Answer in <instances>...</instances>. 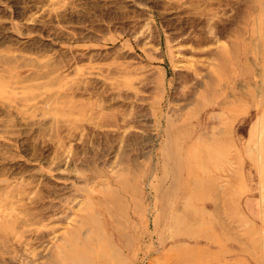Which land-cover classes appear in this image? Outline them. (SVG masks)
<instances>
[{"label":"rangeland","instance_id":"1","mask_svg":"<svg viewBox=\"0 0 264 264\" xmlns=\"http://www.w3.org/2000/svg\"><path fill=\"white\" fill-rule=\"evenodd\" d=\"M264 264V0H0V264Z\"/></svg>","mask_w":264,"mask_h":264},{"label":"bare ground","instance_id":"2","mask_svg":"<svg viewBox=\"0 0 264 264\" xmlns=\"http://www.w3.org/2000/svg\"><path fill=\"white\" fill-rule=\"evenodd\" d=\"M80 264V262H78Z\"/></svg>","mask_w":264,"mask_h":264}]
</instances>
